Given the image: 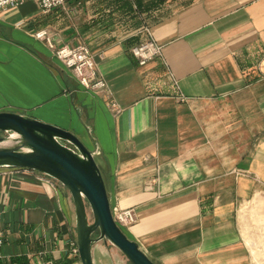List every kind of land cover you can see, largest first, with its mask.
Instances as JSON below:
<instances>
[{"label": "crops", "instance_id": "0c3cea01", "mask_svg": "<svg viewBox=\"0 0 264 264\" xmlns=\"http://www.w3.org/2000/svg\"><path fill=\"white\" fill-rule=\"evenodd\" d=\"M42 32L89 49L118 111ZM148 40L163 58L141 67L133 49ZM1 112L94 150L91 133L112 208L137 211L130 239L156 264H253L239 210L264 193V0L26 2L0 15ZM75 249L69 192L0 171V264H82Z\"/></svg>", "mask_w": 264, "mask_h": 264}, {"label": "water", "instance_id": "95a60500", "mask_svg": "<svg viewBox=\"0 0 264 264\" xmlns=\"http://www.w3.org/2000/svg\"><path fill=\"white\" fill-rule=\"evenodd\" d=\"M89 135L94 150L70 131L28 115L1 112L0 171H31L69 192L82 264H96L100 246L116 249L131 264H156L115 222L98 163L102 151Z\"/></svg>", "mask_w": 264, "mask_h": 264}, {"label": "built area", "instance_id": "2783aa9c", "mask_svg": "<svg viewBox=\"0 0 264 264\" xmlns=\"http://www.w3.org/2000/svg\"><path fill=\"white\" fill-rule=\"evenodd\" d=\"M34 2L44 13L62 8L67 0H0V15L10 10L18 9L26 2ZM47 34L42 32L37 34L38 39L46 40L51 49L55 50L56 57L76 76L80 84L92 93L106 94L111 103V107L118 111L117 105L112 101L109 85L106 80L99 76L96 71V63L93 55L85 46H65L56 49L55 46L46 37ZM133 55L138 60L141 67L150 62L163 58V48L154 40H148L133 49ZM175 88L178 90L176 81ZM42 180L50 182L46 178ZM52 183V182H51ZM113 217L117 225L122 227H131L137 224L138 218L136 211L133 209L112 208ZM74 253L79 256L78 249Z\"/></svg>", "mask_w": 264, "mask_h": 264}, {"label": "rangeland", "instance_id": "374dc122", "mask_svg": "<svg viewBox=\"0 0 264 264\" xmlns=\"http://www.w3.org/2000/svg\"><path fill=\"white\" fill-rule=\"evenodd\" d=\"M136 214L138 218L137 211ZM239 215L244 238L253 255V264H264V193L242 206L239 210ZM89 216L91 222H93L90 212ZM131 227H122V230L129 238L131 236L128 229ZM107 252L110 253V256L102 258L101 255H98L96 264H131L116 249L109 247Z\"/></svg>", "mask_w": 264, "mask_h": 264}]
</instances>
